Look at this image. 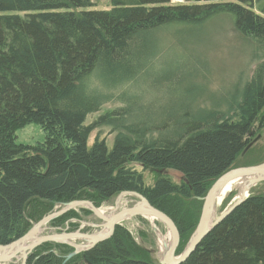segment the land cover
I'll return each mask as SVG.
<instances>
[{
	"label": "trees",
	"instance_id": "16d2710c",
	"mask_svg": "<svg viewBox=\"0 0 264 264\" xmlns=\"http://www.w3.org/2000/svg\"><path fill=\"white\" fill-rule=\"evenodd\" d=\"M109 1V10H95L93 0H0V246L29 231L30 203L88 201L98 208V202L134 192L174 222L179 254L198 223V199L228 170L259 162L236 163L256 129L264 127V62L243 89L235 121L218 114L194 120L186 110L184 121L163 125L180 129L175 138L153 139L151 129L140 125L126 127L110 150L104 141L87 146L92 129L85 126L87 116L111 100L91 83L107 89L118 76L128 78L138 59L147 57L155 31L224 15L264 51V0ZM107 121L101 117L99 124ZM29 124L40 126L43 142L17 144L14 131ZM132 164L171 170L182 180L174 184L160 177L146 186ZM84 193L91 196L82 198ZM70 217L76 215L68 212L49 225ZM58 248L73 251L46 243L26 264H64L68 253ZM77 257L86 264H154L120 226ZM183 264H264V195L246 200Z\"/></svg>",
	"mask_w": 264,
	"mask_h": 264
},
{
	"label": "rangeland",
	"instance_id": "374dc122",
	"mask_svg": "<svg viewBox=\"0 0 264 264\" xmlns=\"http://www.w3.org/2000/svg\"><path fill=\"white\" fill-rule=\"evenodd\" d=\"M184 0H171V5L183 4ZM95 10H109V0H93ZM148 54L145 59H138V69L129 77L118 76L110 88H102L99 83H91V89L111 96L108 103L102 105L98 112L87 116L85 126L92 127L87 146L95 141H104L108 150L113 147L120 134H127L126 127L140 126L151 129V136L157 139L175 138L181 134L175 124L184 121L187 110L192 119H201L202 115L218 114L222 119L229 117L235 121L239 117L237 107L244 98L243 89L251 80L256 68L264 62V51L247 38L240 35L233 27L228 16L211 17L189 26L162 28L149 35ZM146 56V55H144ZM238 103V104H237ZM237 104V105H236ZM264 112V109H263ZM187 114V115H188ZM108 117L105 124H99L101 117ZM264 128V127H263ZM256 129L251 140L261 132ZM163 131V133H161ZM256 145V152L238 160L243 165L246 158L264 160V131ZM17 144L33 146L42 143L44 134L37 124H29L14 131ZM140 172L146 186H152L160 177H167L172 183L180 184L182 177L171 170H144L132 164ZM264 195V192L260 193ZM84 193L82 198L90 197ZM119 195L106 202H98L97 207L108 215L114 208H130L138 201L133 196ZM67 205V204H66ZM65 205H48L39 202L30 203L25 212V222L30 230L41 219L49 214L62 210ZM110 210V211H109ZM76 217L59 220L54 225H46L42 235L59 232L99 233L101 229L88 225H99L100 222L85 207L76 208ZM220 212L217 211V214ZM140 248L155 252L150 258L158 264L159 238L168 237L166 228L151 218H133L120 222ZM159 240V241H158ZM55 244V243H54ZM73 244H86L76 241ZM69 247V246H68ZM59 252L65 255L64 264H86L78 254L63 248ZM137 256H147L137 252ZM69 257V258H68ZM6 264H20L13 261Z\"/></svg>",
	"mask_w": 264,
	"mask_h": 264
},
{
	"label": "water",
	"instance_id": "95a60500",
	"mask_svg": "<svg viewBox=\"0 0 264 264\" xmlns=\"http://www.w3.org/2000/svg\"><path fill=\"white\" fill-rule=\"evenodd\" d=\"M262 131H264V128L261 129V132ZM261 132L250 140L238 160L242 161L244 157L258 151L255 147L261 140ZM227 188L230 190L225 194ZM261 192H264V160L251 166H241L230 169L218 177L205 196L198 199L202 202L198 223L183 250L179 254H176V252L180 243V234L174 222L163 212L152 207L141 195L134 192L120 193L118 197L133 196L138 201L134 206L127 209L118 210L117 208H114L109 216H105V213L101 212V210L96 208L91 202L74 201L65 205L62 210L49 214L41 219L32 229L17 241L7 246H0V264H6L17 260L20 261V264H26L29 255L36 248L46 243L68 245L73 248L75 254L89 251L97 244L111 238L114 234L115 228L120 226L121 221L138 217L152 218L162 224L168 232L169 244L164 242L162 246L164 253H160L158 245V264H183L196 251L212 230L220 225L246 200L253 196L260 195ZM79 207L87 208L100 222L99 225H88L93 228L101 229L99 233H82V229H79L78 231L70 233L59 232L42 235L47 224ZM219 210L220 212L217 214V211ZM103 231H106V233L103 234ZM76 241H85L86 244H73V242ZM144 250L149 253L150 258L152 255L156 254L153 251L147 249ZM153 263L156 264L155 262Z\"/></svg>",
	"mask_w": 264,
	"mask_h": 264
},
{
	"label": "bare ground",
	"instance_id": "6f19581e",
	"mask_svg": "<svg viewBox=\"0 0 264 264\" xmlns=\"http://www.w3.org/2000/svg\"><path fill=\"white\" fill-rule=\"evenodd\" d=\"M229 188H227L226 190H225V194H227L228 192H229ZM110 211V210H109ZM101 212H104L103 210L101 211ZM113 212V211H112ZM111 211H110V213L107 215V216H109L111 213H112ZM152 219V218H151ZM125 220H127V219H125ZM154 220V219H153ZM104 233H106V231H103V234ZM160 241H161V246H160V253L162 254V253H164V250H163V244H164V242H167V244H169V237H167L166 239H162V238H160ZM18 261V260H17Z\"/></svg>",
	"mask_w": 264,
	"mask_h": 264
}]
</instances>
